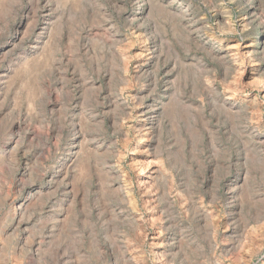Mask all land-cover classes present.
<instances>
[{
    "label": "rangeland",
    "instance_id": "374dc122",
    "mask_svg": "<svg viewBox=\"0 0 264 264\" xmlns=\"http://www.w3.org/2000/svg\"><path fill=\"white\" fill-rule=\"evenodd\" d=\"M0 264H264V0H0Z\"/></svg>",
    "mask_w": 264,
    "mask_h": 264
}]
</instances>
